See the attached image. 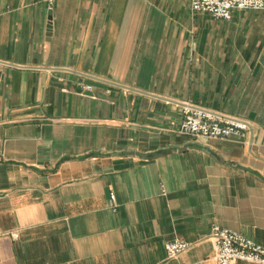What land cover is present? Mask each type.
Instances as JSON below:
<instances>
[{
    "label": "crops",
    "instance_id": "crops-1",
    "mask_svg": "<svg viewBox=\"0 0 264 264\" xmlns=\"http://www.w3.org/2000/svg\"><path fill=\"white\" fill-rule=\"evenodd\" d=\"M215 224L264 244V10L0 0V264H216Z\"/></svg>",
    "mask_w": 264,
    "mask_h": 264
},
{
    "label": "built area",
    "instance_id": "built-area-1",
    "mask_svg": "<svg viewBox=\"0 0 264 264\" xmlns=\"http://www.w3.org/2000/svg\"><path fill=\"white\" fill-rule=\"evenodd\" d=\"M191 7L195 11L207 12L218 18L231 19L235 9L264 10V0H191ZM249 127L250 123L245 119L186 105L177 129L185 134L224 139L233 136L244 138ZM111 198L114 201V193ZM7 234L9 233L0 230V236ZM10 234L18 236L16 231ZM211 237L216 248V264H234L238 260L264 264L263 243L218 224L213 226ZM190 247L191 243L182 239L165 243L166 254L170 259L176 258Z\"/></svg>",
    "mask_w": 264,
    "mask_h": 264
}]
</instances>
